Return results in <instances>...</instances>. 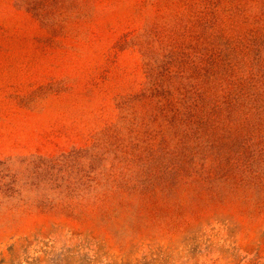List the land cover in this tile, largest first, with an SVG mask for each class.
Masks as SVG:
<instances>
[{
    "label": "rangeland",
    "instance_id": "1",
    "mask_svg": "<svg viewBox=\"0 0 264 264\" xmlns=\"http://www.w3.org/2000/svg\"><path fill=\"white\" fill-rule=\"evenodd\" d=\"M0 264H264V0H0Z\"/></svg>",
    "mask_w": 264,
    "mask_h": 264
}]
</instances>
